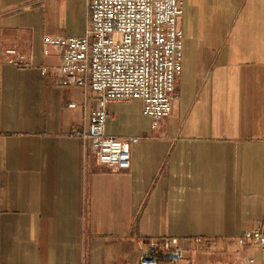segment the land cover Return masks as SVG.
Listing matches in <instances>:
<instances>
[{
	"label": "crops",
	"instance_id": "obj_1",
	"mask_svg": "<svg viewBox=\"0 0 264 264\" xmlns=\"http://www.w3.org/2000/svg\"><path fill=\"white\" fill-rule=\"evenodd\" d=\"M89 1L0 0V264H140L138 243L163 238L241 245L264 219V0H182L169 118L153 129L140 101L107 107L108 136L140 139L119 172L74 134L95 93L42 74L61 64L47 39L85 36Z\"/></svg>",
	"mask_w": 264,
	"mask_h": 264
},
{
	"label": "built area",
	"instance_id": "obj_2",
	"mask_svg": "<svg viewBox=\"0 0 264 264\" xmlns=\"http://www.w3.org/2000/svg\"><path fill=\"white\" fill-rule=\"evenodd\" d=\"M88 8L85 36L46 40L58 53L61 64L43 68L42 74L57 86L95 93L98 108L91 113L88 127L74 134L90 144L100 165L126 171L131 168V150L140 139L108 136L107 107L140 101L153 129L169 118L182 72L183 34L178 22L184 5L182 0H90ZM4 55L13 67L30 66L27 56L15 49ZM246 241L259 251L264 264V219L239 242L245 245ZM202 248L198 242L196 249ZM138 250L140 264H179L186 254L176 238L141 241ZM247 263L256 264L254 259Z\"/></svg>",
	"mask_w": 264,
	"mask_h": 264
},
{
	"label": "rangeland",
	"instance_id": "obj_3",
	"mask_svg": "<svg viewBox=\"0 0 264 264\" xmlns=\"http://www.w3.org/2000/svg\"><path fill=\"white\" fill-rule=\"evenodd\" d=\"M251 241H246L245 245L230 244L222 247L221 244L205 243L202 250L196 249L193 242L185 259L189 264H248L247 261L254 259L256 264H261V254L252 245Z\"/></svg>",
	"mask_w": 264,
	"mask_h": 264
}]
</instances>
